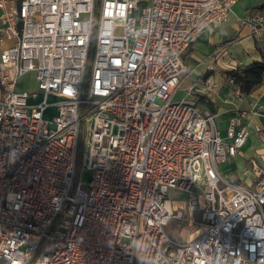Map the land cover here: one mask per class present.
Wrapping results in <instances>:
<instances>
[{
  "label": "built area",
  "instance_id": "1",
  "mask_svg": "<svg viewBox=\"0 0 264 264\" xmlns=\"http://www.w3.org/2000/svg\"><path fill=\"white\" fill-rule=\"evenodd\" d=\"M237 1L0 0V264H264V170L218 172L248 130L220 135L210 77L183 87L185 53ZM240 23L264 42V10ZM184 218L201 232L178 243Z\"/></svg>",
  "mask_w": 264,
  "mask_h": 264
},
{
  "label": "crops",
  "instance_id": "2",
  "mask_svg": "<svg viewBox=\"0 0 264 264\" xmlns=\"http://www.w3.org/2000/svg\"><path fill=\"white\" fill-rule=\"evenodd\" d=\"M140 1L146 3L148 0ZM249 10H264V0H238L227 21L220 26L204 29L183 57L190 73L184 88L199 76L210 77L216 84L214 96L201 102L200 107L216 115L215 125L220 135L224 137L230 121L239 116L241 125L248 130L249 136L240 151L218 166L219 174L226 181L244 186H251L254 181L252 162L264 170V142L260 141L253 128V125H257L264 132V115L253 114L264 108V82L249 93L241 92L235 97L233 86L227 83L229 76L226 72L264 58V42L256 41L248 27L240 23ZM8 45L9 42H5L0 46V52ZM207 65L212 66L213 70L207 71Z\"/></svg>",
  "mask_w": 264,
  "mask_h": 264
},
{
  "label": "rangeland",
  "instance_id": "3",
  "mask_svg": "<svg viewBox=\"0 0 264 264\" xmlns=\"http://www.w3.org/2000/svg\"><path fill=\"white\" fill-rule=\"evenodd\" d=\"M32 76L27 75L24 80L31 81ZM187 85V84H186ZM29 87L27 89L33 88V85H28ZM182 93H177L176 97H181ZM50 102L52 100H49ZM83 154H85V148L81 147L80 149V155H79V161L77 163V174L75 182L85 184L89 180V173L85 170L84 167V160H83ZM170 197L173 200L174 210H181L185 215H187L188 211L186 209V198L185 195L175 193L173 191L170 192ZM198 204L201 205V199L198 200ZM166 232L167 234L176 242L182 243L188 240H191L195 238L200 232H201V226L198 224H191L189 223L186 218L182 221H175L172 220L170 223L166 226Z\"/></svg>",
  "mask_w": 264,
  "mask_h": 264
},
{
  "label": "trees",
  "instance_id": "4",
  "mask_svg": "<svg viewBox=\"0 0 264 264\" xmlns=\"http://www.w3.org/2000/svg\"><path fill=\"white\" fill-rule=\"evenodd\" d=\"M264 72V60L252 61L251 63L227 71L226 74L233 79L240 93H249L262 83Z\"/></svg>",
  "mask_w": 264,
  "mask_h": 264
}]
</instances>
